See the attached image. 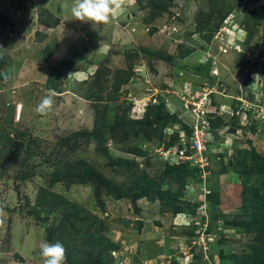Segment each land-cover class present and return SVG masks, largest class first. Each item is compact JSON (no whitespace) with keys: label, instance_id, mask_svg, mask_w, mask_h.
Wrapping results in <instances>:
<instances>
[{"label":"rangeland","instance_id":"obj_1","mask_svg":"<svg viewBox=\"0 0 264 264\" xmlns=\"http://www.w3.org/2000/svg\"><path fill=\"white\" fill-rule=\"evenodd\" d=\"M74 2L0 0V264H260L264 0Z\"/></svg>","mask_w":264,"mask_h":264},{"label":"clouds","instance_id":"obj_2","mask_svg":"<svg viewBox=\"0 0 264 264\" xmlns=\"http://www.w3.org/2000/svg\"><path fill=\"white\" fill-rule=\"evenodd\" d=\"M131 3L132 0H75L71 12L74 19L82 22H91L93 29L98 30L100 25H106L110 22L117 10L129 6ZM5 79H7V76H5ZM54 95L55 93L50 90L37 105V113L47 115L52 112ZM204 121L208 123L207 120ZM181 148V145H178L175 150ZM40 248L44 264H67L66 249L62 243L44 242L40 245Z\"/></svg>","mask_w":264,"mask_h":264},{"label":"trees","instance_id":"obj_3","mask_svg":"<svg viewBox=\"0 0 264 264\" xmlns=\"http://www.w3.org/2000/svg\"><path fill=\"white\" fill-rule=\"evenodd\" d=\"M128 76H129V74H127L125 76V79L128 78ZM123 81L124 80L122 78L120 80V78H117L116 77L115 86H114L115 89H118V87L120 86V84ZM211 113L208 115V117L209 116L214 117L213 115H211ZM169 116L176 117L174 113H171L170 112V113L167 114L166 112H163L159 107L156 108L154 117H156V119H157V124H160V125L163 124ZM151 122H152V120H149V119L146 120V124L147 123H150L151 124ZM211 122H212V119H211ZM99 133H101V127L100 126L97 128V131L95 132V135L98 136ZM178 138H179L178 134L171 135L169 137V141L168 142L169 143H172V142L178 140ZM262 170H264V168H262ZM135 186L138 187L137 184H135ZM144 186L145 187L143 188V192H145L144 194H146V192L148 191V187L146 185H144ZM55 197L57 198L59 196H55ZM251 197H252L251 199L253 201L251 203L253 205H255V206H258V204L259 205H262L264 203V185L261 188H258V189L255 188V189H253L252 190V196ZM258 250H259V252H258L259 258H258V260H260V264L261 263L264 264V244L263 245H260L259 248H258ZM88 256H89V259L85 261V264H98L96 262L98 261L99 257L93 256L92 254H89Z\"/></svg>","mask_w":264,"mask_h":264},{"label":"built area","instance_id":"obj_4","mask_svg":"<svg viewBox=\"0 0 264 264\" xmlns=\"http://www.w3.org/2000/svg\"><path fill=\"white\" fill-rule=\"evenodd\" d=\"M204 121V120H203ZM202 130V128H201ZM202 133V132H201ZM194 144H190V148H187L188 145L184 146L181 149L175 150L178 151L177 157L184 158V159H189L190 157H198V155H201L202 152H204L206 150V144L203 142L202 138L201 140L198 139H194L193 140ZM189 149H194L192 155H189Z\"/></svg>","mask_w":264,"mask_h":264}]
</instances>
